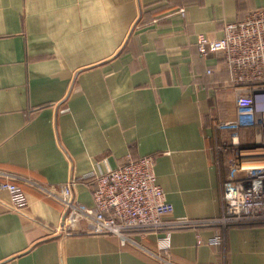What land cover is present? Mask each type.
<instances>
[{
    "label": "crops",
    "instance_id": "crops-1",
    "mask_svg": "<svg viewBox=\"0 0 264 264\" xmlns=\"http://www.w3.org/2000/svg\"><path fill=\"white\" fill-rule=\"evenodd\" d=\"M262 8L0 0V169L20 179L29 203L16 212L0 191V264H264V225L175 231L163 263L114 237L57 234L62 207L26 184L63 186L151 157L172 217L222 218L233 152L216 124L235 118L234 94L224 55L203 57L197 46ZM91 190L77 183L73 193L91 208ZM218 235V246L207 244ZM158 237L144 247L156 252Z\"/></svg>",
    "mask_w": 264,
    "mask_h": 264
},
{
    "label": "built area",
    "instance_id": "built-area-1",
    "mask_svg": "<svg viewBox=\"0 0 264 264\" xmlns=\"http://www.w3.org/2000/svg\"><path fill=\"white\" fill-rule=\"evenodd\" d=\"M197 48L203 57L211 53L224 55L234 94L235 118L216 124L217 131L229 134L224 151L233 152L223 186L225 215L215 222L172 217L174 208L156 183L155 160L147 157L130 159L117 169L63 186L26 180V184L62 207V225L57 234L84 232L114 237L122 247L142 251L163 263L169 262L168 250L175 231H197L212 223L225 228L264 225V8L252 11L242 22L226 26L220 40H202ZM18 180L21 182L0 169V191L8 193L16 212L23 213L29 203ZM89 182L91 208L80 204L73 193L77 183ZM150 235L159 236L156 252L142 243ZM221 242L219 235L207 240L210 246Z\"/></svg>",
    "mask_w": 264,
    "mask_h": 264
}]
</instances>
